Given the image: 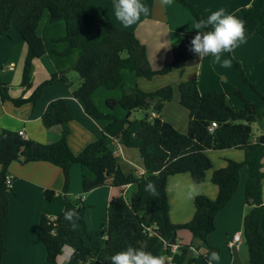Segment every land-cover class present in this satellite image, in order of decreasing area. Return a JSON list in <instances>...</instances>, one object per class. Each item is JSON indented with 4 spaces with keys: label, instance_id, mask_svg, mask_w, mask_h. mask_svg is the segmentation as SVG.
Here are the masks:
<instances>
[{
    "label": "trees",
    "instance_id": "obj_1",
    "mask_svg": "<svg viewBox=\"0 0 264 264\" xmlns=\"http://www.w3.org/2000/svg\"><path fill=\"white\" fill-rule=\"evenodd\" d=\"M174 1L186 9L196 22L202 19L187 0ZM257 1V7L243 21L246 40L252 35L264 38V0ZM44 11L48 13L49 22L63 21L65 24L64 37L55 40L66 42L69 46L61 54L68 55L71 50L79 53L70 68L49 75L32 90L33 63L45 54L43 40L37 34ZM11 28L17 31L26 45L19 86L23 94L32 91L26 98L13 99L9 95V86L0 83V99L15 106L35 105L45 87L63 83L72 89L73 98L82 103L87 115L106 122V125L103 137L86 145L78 155L73 154L68 146L72 115L62 99L48 103L41 117L45 129L60 128L58 139L51 144L26 140L16 132L0 128V264L6 250L3 243L4 222L13 195L12 189L6 185L7 170L13 162H46L61 170L64 212L53 222L42 215L38 224L37 238L44 246V264H58L57 259L64 247L73 250L66 264H110L108 258L128 246L163 256L171 245L178 244V232L181 230L188 231L193 242L190 245L178 244V261L175 264H195L200 260L209 264L218 257V248L209 244L208 236L215 229L216 215L235 195L240 171L244 167L247 178L242 242L247 249L248 264H264V234L260 228L264 214V134L253 141L252 131V124L262 121L264 125V94L255 90L237 62L233 61V65L241 74L242 84L260 98L262 105L244 98L240 89L232 88L227 94L243 103L240 110H234L225 102L226 93L212 90L200 94L196 79L181 82L177 85L179 105L188 112L187 130L182 134L159 118L162 109L173 97L171 86L145 93L137 87L124 85L120 73L121 70H128L146 80L168 74L174 66L195 56L189 51L194 35L172 42L171 61L154 70L148 61L145 46L136 36L131 31L112 25L105 9L90 6L88 0H0V36L7 34ZM70 71L78 76L75 87L68 76ZM98 88L121 89L119 100L107 102L109 109L119 106L128 112L145 111L135 133L130 130L132 122L129 117L119 120L96 108L91 94ZM212 122L216 123V127L209 131ZM108 138L124 148L138 151L144 169L142 176L121 169L118 157L106 144ZM229 149L242 150L244 160H228L223 168L212 172L210 181L218 188L216 198L211 200L202 195L196 196L192 219L185 224H172L168 216L167 178L187 173L194 184H201L206 173L212 169L206 151ZM74 164L90 170L94 175L93 180H82L83 194L106 186L118 189L127 185L134 187L129 199L123 195L110 199L106 222L96 230L86 226L87 207L79 200L71 201L67 196L70 168ZM149 182L154 185L156 195L145 190ZM53 196L52 190L44 193L46 201H51ZM67 210L77 213L72 222L65 219Z\"/></svg>",
    "mask_w": 264,
    "mask_h": 264
},
{
    "label": "crops",
    "instance_id": "obj_2",
    "mask_svg": "<svg viewBox=\"0 0 264 264\" xmlns=\"http://www.w3.org/2000/svg\"><path fill=\"white\" fill-rule=\"evenodd\" d=\"M193 4L202 19H206L212 12L223 9L226 14L244 21L246 16L254 10L257 0H187ZM149 9L148 15H141L140 20L129 28H124L116 20L113 13V0H88L90 6H101L105 9L110 23L131 31L145 46L148 61L154 70L160 69L172 59L171 43L186 36L195 35L193 24L196 23L192 15L173 0L171 5L162 6L160 0H143ZM37 34L43 40L45 54L33 63L32 90L49 75L70 68L77 55V50H71L68 55H62L68 49L66 42H55L64 37L65 24L63 21L51 23L48 13H43L40 19ZM26 54V45L17 33L11 28L7 34L0 36V83L9 86V95L16 99L26 98L32 90L23 94L19 86L21 69ZM224 59L231 60V67L223 68L213 62L208 56L200 60L197 56L182 62L162 76H154L150 80L138 78L128 70H121L124 85L137 87L140 91L149 93L164 86L173 88V97L162 109L159 118L168 122L178 132L185 134L187 130L188 112L179 105L177 85L181 82L196 79L200 94L209 91L229 93L232 88L240 89L244 98L261 106L260 98L241 81L240 72L234 69L233 61L240 65L241 71L254 84L255 90L264 94V38L252 35L246 42L241 43L232 53H223ZM69 79L73 86L78 84V76L70 71ZM121 89L106 90L98 88L91 94V100L101 113H109L122 120L131 117V112L119 106L112 109L107 107L109 100H119ZM62 99L67 105L72 120L69 123L68 146L71 152L78 155L86 145L103 137L106 122L95 120L84 112L80 101L72 96V89L63 83H55L45 87L40 99L35 105L23 104L15 106L10 101L0 99V128L10 132H22L24 139L40 144H51L59 137L60 128L45 129L41 123L42 114L53 100ZM226 104L240 110L243 103L232 95L225 97ZM262 122V121H261ZM257 122V130L253 133V141L264 134V125ZM140 125V122H139ZM140 127V126H139ZM138 129L131 131L135 133ZM253 130V129H252ZM114 140L108 138L107 146L111 149ZM121 157H118L121 169L136 175L142 168L141 158L135 149L121 146ZM212 169L206 173L204 182L194 184L190 175L179 174L170 176L166 181V197L169 205V220L174 225L189 222L194 215L193 200L202 195L214 200L218 188L214 186L210 177L214 170L221 169L228 160L242 162V150L229 149L221 151H206ZM263 171H264V159ZM7 175L11 179L13 195L10 198L9 212L4 222L3 243L6 248L1 264H44V246L37 238L40 217L56 218L64 212L63 179L61 170L46 162L21 164L13 162L9 165ZM247 178V169L240 171L237 191L230 202L216 215L214 231L208 236L211 246L218 248V257L209 264H248L245 248L240 243L238 251L229 247L232 237L241 235L242 221L246 212L244 187ZM93 180V173L74 164L70 168V182L67 196L71 201L79 200L86 206L85 222L90 230L98 229L106 222V208L112 197L124 195L133 186L121 189L101 187L82 193V180ZM52 190L54 196L46 201L44 193ZM262 202L264 205V179L262 181ZM260 228L264 234V214L261 217ZM178 244L190 245L193 242L191 234L186 230L178 232ZM71 248L64 247L58 257V264H66V257ZM176 263L178 256L173 258ZM195 264H204L198 261Z\"/></svg>",
    "mask_w": 264,
    "mask_h": 264
},
{
    "label": "clouds",
    "instance_id": "obj_3",
    "mask_svg": "<svg viewBox=\"0 0 264 264\" xmlns=\"http://www.w3.org/2000/svg\"><path fill=\"white\" fill-rule=\"evenodd\" d=\"M173 0H160L162 6L171 5ZM113 13L124 28L136 24L141 15H148L149 9L143 0H113ZM196 34L190 40L189 51L200 60L212 57L213 62L223 68L231 67V60L224 59L223 53H232L241 43L246 42V29L242 21L226 14L223 9L212 12L206 19L193 24ZM146 191L156 195L154 185L149 182ZM77 213L74 210L65 212V219L72 222ZM213 257L216 254L213 253ZM110 264H166V256L153 255L143 248L128 246L108 258Z\"/></svg>",
    "mask_w": 264,
    "mask_h": 264
},
{
    "label": "built area",
    "instance_id": "obj_4",
    "mask_svg": "<svg viewBox=\"0 0 264 264\" xmlns=\"http://www.w3.org/2000/svg\"><path fill=\"white\" fill-rule=\"evenodd\" d=\"M152 116H155L154 114H152ZM216 127V123L215 122H212L210 124V127H209V131H212L214 128ZM22 138L24 137L23 133L22 132H19L18 133ZM111 152L114 156L116 157H121V145L114 140V143L112 145V148H111ZM144 174V169L141 168V169H138L137 172H136V176H142ZM6 185L8 187L11 186V179L9 177L6 178ZM129 185L125 186V187H128ZM55 218H52L50 219V221H54ZM240 243H242V237L241 235L239 234H236L232 237L230 243H229V247L235 251H238V247L240 245ZM178 244H174V245H171L168 250L166 251V253L163 254V256H166V257H169L170 259H168L166 261V264H175V262L173 261V258L177 255L178 256ZM73 254V250H71V253L70 255H68L66 257V260H69V258L71 257V255Z\"/></svg>",
    "mask_w": 264,
    "mask_h": 264
},
{
    "label": "rangeland",
    "instance_id": "obj_5",
    "mask_svg": "<svg viewBox=\"0 0 264 264\" xmlns=\"http://www.w3.org/2000/svg\"><path fill=\"white\" fill-rule=\"evenodd\" d=\"M44 13L47 14V11H44ZM74 75L77 77V74L74 72ZM131 117H130V121L132 122V125L130 127V130L131 131H134L136 129H139V122L141 121V119L143 118L144 114H145V111H142V110H134L131 112ZM257 122L252 124V131L253 133H255V131L257 130ZM245 168V167H244ZM134 191V188L130 189L128 192H126L123 196L125 199H129L132 192ZM242 248H245V251H246V255H247V259H248V254H247V249L245 247V245L243 244ZM201 261V260H200ZM203 262V261H201ZM205 264V263H204Z\"/></svg>",
    "mask_w": 264,
    "mask_h": 264
}]
</instances>
